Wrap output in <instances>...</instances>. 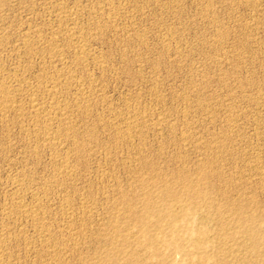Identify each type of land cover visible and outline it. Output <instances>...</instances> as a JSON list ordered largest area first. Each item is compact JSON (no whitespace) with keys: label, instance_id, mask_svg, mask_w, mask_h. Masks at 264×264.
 Here are the masks:
<instances>
[{"label":"rangeland","instance_id":"rangeland-1","mask_svg":"<svg viewBox=\"0 0 264 264\" xmlns=\"http://www.w3.org/2000/svg\"><path fill=\"white\" fill-rule=\"evenodd\" d=\"M0 94V264H264V0H0Z\"/></svg>","mask_w":264,"mask_h":264},{"label":"bare ground","instance_id":"bare-ground-1","mask_svg":"<svg viewBox=\"0 0 264 264\" xmlns=\"http://www.w3.org/2000/svg\"><path fill=\"white\" fill-rule=\"evenodd\" d=\"M76 37H77V36H76ZM25 39H26V38H25ZM50 42H51V41H50ZM54 47H55V46H54ZM77 48H78V47H77ZM56 50H57V49H56ZM83 50H84V49H83ZM84 51H85V50H84ZM53 52H54V51H53ZM80 56H81V55H80ZM5 88H6V87H5ZM2 90H3V89H2ZM7 90H9V89H7ZM9 92H10V91H9ZM1 93H2V92H1ZM7 94H8V92H7ZM0 95H1V94H0ZM4 95H5V94H4ZM50 95H51V94H50ZM6 96H7V95H6ZM10 97H11V96H10ZM6 98H7V97H5V99H6ZM1 100H2V99H1ZM3 101H5V100H3ZM34 101H35V100H34ZM4 104H5V103H4ZM8 104H9V103H8ZM52 107H53V106H52ZM3 109H4V108H3ZM3 109H2V110H3ZM36 112H37V111H36ZM39 113H40V112H39ZM44 116H45V115H44ZM41 130H42V129H41ZM44 131H45V130H44ZM49 132H50V131H49ZM52 132H53V131H52ZM45 134H47V133H45ZM43 135H44V134H43ZM49 135H50V134H49ZM46 136H47V135H46ZM46 136H45V137H46ZM48 137H49V136H48ZM55 137H56V136H55ZM49 140H50V139H49ZM188 184H189V183H188ZM194 187H195V186H194ZM194 189H195V188H194ZM184 194H185V193H184ZM197 194H198V192H197ZM202 194H203V193H202ZM186 196H187V194H186ZM195 196H196V193H195ZM184 197H185V196H184ZM197 197H198V195H197ZM203 198H204V197H203ZM177 199H178V198H177ZM188 199H189V198H188ZM200 199H201V198H200ZM204 199H205V198H204ZM182 201H183V200H182ZM176 203H177V202H176ZM176 203H175V204H176ZM193 204H194V203H193ZM181 205H182V204H180V206H181ZM183 207L185 208L186 206H182V208H183ZM189 207H191V206H188L187 208H189ZM22 208H23V207H22ZM25 210H26V209H25ZM187 210H188V209H187ZM181 212H183V211H181ZM184 212L186 213V210H185ZM187 212H188V211H187ZM167 214H168V213H167ZM170 215H171V213L168 215V216H169L168 219H170ZM184 215L186 216V214H184ZM188 215H189V213H188ZM188 215H187V216H188ZM177 216H178V215H177ZM187 216H186V217H187ZM158 219H159V218H158ZM145 220H146V218H145ZM170 220L172 221L173 219H170ZM160 222H161V221H160ZM160 222L157 223V224H154V225H156V227H158V226H159L158 224H160ZM143 223H145V221H144ZM154 223H155V221H154ZM151 224H153V223H151ZM172 224H174V223L171 222V225H172ZM157 225H158V226H157ZM244 228H245V227H244ZM249 228H250V227H249ZM147 230H148V229H147ZM245 230H246V229H244V233H246ZM248 230H249V229H248ZM145 231H146V230H145ZM190 233H191V232H190ZM199 234H200V232H199ZM189 235H190V234H189ZM249 237H250V236H249ZM252 237H253V236H252ZM44 238H45V237H44ZM197 238H198V237H197ZM154 240H155V239H154ZM154 240H153V241H154ZM156 241H157V239H156ZM161 241H162V240H161ZM150 242H151V241H150ZM150 242H149V244H150ZM162 242H163V241H162ZM165 242H166V241H165ZM165 242H164V243H165ZM0 243H1V242H0ZM46 243H47V242H46ZM169 243H171V242H169ZM73 244H74V242H73ZM151 244L155 245L154 242L151 243ZM156 244H157V242H156ZM166 244H168V241L166 242ZM3 245H4V244H3ZM147 245H148V244H146L145 246H147ZM196 245H197V244H196ZM198 245H199V244H198ZM198 245H197V246H198ZM52 246H53V245H52ZM167 246H168V245H167ZM169 246H170V245H169ZM150 247L152 248V245H150ZM172 247H174V246H172ZM4 248H5V247H4ZM175 248H176V246H175ZM178 248H179V247H178ZM146 249H147V248L145 247V250H146ZM155 249H157V248H155ZM179 249H180V248H179ZM0 250H1V249H0ZM153 250H154V249H152V251H153ZM173 250H174V249H173ZM175 250H176V249H175ZM180 250H181V249H180ZM180 250H179V251H180ZM148 252H150V250H149ZM153 252H155V254H154L155 256H159V257H160L159 253H158V255H156V254H157L156 251H153ZM157 252H159V251H157ZM132 255H133V254H132ZM132 255H131V256H132ZM161 257H163V256H161ZM135 259H136V258H135ZM162 263H165V261L162 262Z\"/></svg>","mask_w":264,"mask_h":264}]
</instances>
